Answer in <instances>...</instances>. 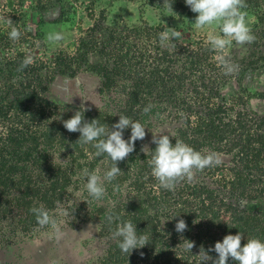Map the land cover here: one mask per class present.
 Listing matches in <instances>:
<instances>
[{
  "label": "trees",
  "instance_id": "trees-1",
  "mask_svg": "<svg viewBox=\"0 0 264 264\" xmlns=\"http://www.w3.org/2000/svg\"><path fill=\"white\" fill-rule=\"evenodd\" d=\"M16 1L20 10L30 9L31 20L51 7H59L61 16L63 10L69 12L62 6L65 0ZM148 1L173 20L193 15L185 0H173L174 13L162 7L163 0ZM24 2L33 7H23ZM245 3L242 11L257 29L253 36L264 39V12L260 10L264 0ZM82 22L88 29L92 25L88 19ZM101 23L100 41L90 37L80 40L74 59L57 58V70L48 71L22 67L27 57L17 49L19 45H10L9 27L1 23V29L7 31L0 32L7 53L3 56L0 53V126L4 129V137L0 136V247L16 238L29 239L47 228L38 225L31 209L44 205L52 212L58 202L65 203L75 185L87 182L84 169L89 173L99 170L98 174L103 176L111 167L107 154L96 156L92 144L76 143L80 134L63 127L62 121L73 115L60 114L58 106L43 98L51 79L69 75L67 70L73 62L77 67L86 65L100 81L104 109L85 111V120L98 119L100 124L111 127L118 122L119 115H124L144 125L146 134L167 133L173 144L179 139L197 151L209 149L218 153L219 158H227L215 164V169L223 164L227 178L218 180L214 188L211 181L182 180L173 191L162 188L156 192L157 196L148 191L146 195L150 198L142 204L145 176L150 172L152 177L148 163L152 153L148 149L141 151L145 139L137 141L135 151L117 165L121 174L111 182H104L106 194L100 205L96 201L87 208L86 214H96L100 221L103 249L97 264H200L195 256L200 247L205 251L214 248L226 235L239 232L244 237L242 246L251 238L264 242V113H250L248 95L226 96L223 92L240 73L258 69L259 60L264 66V57L249 61L250 58L235 59L230 55L235 67L226 72L211 46L202 40L198 45L194 43L196 49L183 51L178 43L162 45L160 33L146 23L131 28L102 27ZM37 24L41 21L37 20ZM183 29L178 31L182 34ZM184 41L189 42V38ZM12 48L17 53H11ZM257 97L264 100V93ZM149 107L145 113L144 109ZM40 123L44 124L41 128L34 127ZM130 134L131 129H126L124 139H129ZM149 149L154 150L155 145ZM77 170L82 172L80 177ZM205 170L210 175L213 166ZM217 200L226 220L222 228L218 225ZM69 206L74 217L79 218L76 212H83L85 205L78 207L71 202ZM148 208L151 213H146ZM108 215H112V222L108 221ZM179 219L187 224L182 234L175 231ZM197 219H203L205 226L196 223ZM127 221L136 226L138 236L148 237L145 247L131 253L122 252L111 238L117 225ZM216 222L220 234L210 229ZM181 237L195 242L192 253L175 246L182 243ZM209 255L217 256L215 252ZM228 264L238 262L229 260Z\"/></svg>",
  "mask_w": 264,
  "mask_h": 264
},
{
  "label": "rangeland",
  "instance_id": "rangeland-1",
  "mask_svg": "<svg viewBox=\"0 0 264 264\" xmlns=\"http://www.w3.org/2000/svg\"><path fill=\"white\" fill-rule=\"evenodd\" d=\"M149 2L148 0H137L136 2L133 0H65L62 6L65 9H69V12L65 13L63 10V16L59 13V7L56 6L45 9L42 12L40 11L34 15L36 16L35 20H31L30 15L32 13L30 9H22V12L16 0H0V17H10L15 22L14 26L20 32V40L11 42L10 39V45L11 43L12 45H19L20 47H17V49H20V52L23 51L22 53L27 57L25 60H31L28 67L36 69L37 71L57 70V58L61 60L67 57L74 59L80 40L90 37L93 40L96 39L95 41L97 42L100 41V22H102V27L112 25L117 28L142 27L146 23V26H154L155 31L159 33L166 26L170 28L178 27L176 29L177 31L184 28L180 38L167 42L169 46H175L178 43V47L183 51L196 49L197 46L195 48L194 43L198 45V41L200 40L204 44H209L208 36L213 31L219 34V29L215 25L203 29H196L192 24L195 21L196 13H193V15L187 18H174L175 20H173L168 15H164L161 10L153 7L152 2ZM22 6L28 8L33 7L29 2H24ZM260 10L264 12V7H261ZM21 13H24L23 17H21ZM101 16L103 18L102 21H100ZM82 19L92 21V25L89 27L91 30L84 26ZM37 20L41 21V24H37ZM246 23L251 28L253 35L257 29L252 25V19L246 17ZM258 27L262 29L261 26ZM4 30L1 29L0 23V32L6 33L11 28L9 27L7 31ZM57 33L62 35L63 39L61 41L48 40L49 34ZM184 38H189V42L184 41ZM5 48L6 43L0 40L1 55L7 53ZM17 49L12 48L11 53H17ZM212 52L217 55L213 49ZM227 52V59L232 64L233 61L229 58L230 55L235 59L245 57L247 59L250 58L248 59L249 61H253L259 56L264 57V39L257 38L252 43L244 45H238L233 42L227 49ZM88 55L90 54L86 55L87 58ZM58 66L61 67L60 65ZM69 66L70 68L67 70L69 75H56L51 79L47 84L48 89L43 98L58 106L60 108V114L69 117L75 111L80 109L83 111V108L90 109L88 111L92 113L103 110L102 104L104 101L100 95V81L98 77L91 73L88 67L86 68V65L77 67L75 62H73ZM258 67L254 71L248 70V72L244 71L240 73L232 82L223 88V92L226 96L237 93L244 97L248 95L249 98L247 101L251 107L249 110L250 113L262 114V112L264 113V100L257 97L259 93H264V66H262L261 60L258 62ZM62 69L65 70L64 65H62ZM39 73L43 75V72ZM41 125L43 126L44 124L40 123L34 127L41 128ZM3 133L4 129L0 126L1 137H4ZM153 133L146 134L143 146L147 145L149 148L152 145V135H157ZM220 159L225 161L227 158L220 157ZM222 165L217 166L216 169V165H213V171L210 175H208L205 169L197 172L195 177L193 176V180L197 182L201 180L211 181L210 186L214 188L218 180L224 177L227 178V176H224ZM76 173L78 177L82 174L79 170ZM145 177L144 184L146 183V185L143 186L142 191L143 198L145 199H143L142 204H146L145 202L150 198V196L148 197L146 195L148 191L149 193L151 191L150 195L157 196L156 192L162 189L159 187L158 181L154 177H150V172ZM83 183L75 185L70 196L65 199V203H59L51 212L58 220L62 221L59 235L47 226V228L34 233L29 239L21 241L19 238H16L9 244H3L0 247V264H97L100 258V252L103 249V242L100 240V221L97 220L96 214L88 216L86 212L88 211L87 208L98 200L93 197L90 199L91 196L87 194L86 197L83 196L87 192L85 188L87 182ZM190 191H187L186 194H189ZM134 193L131 190L130 194L134 195ZM139 193H136V196ZM184 198L186 196L182 200ZM71 202L78 207L82 204L85 205L82 207L83 212H76L79 218H75L71 213L69 209ZM98 202L100 205V200ZM215 205L219 207L218 200L215 202ZM58 206L66 209L69 215L62 216L58 214L56 212ZM146 213H151V208H148ZM216 213L219 227H225L226 220L223 215V209L219 207ZM196 223H201L202 226H205L203 219H197ZM210 229L219 233L217 222L216 225L211 224ZM1 232H3V229ZM175 246H178V244Z\"/></svg>",
  "mask_w": 264,
  "mask_h": 264
},
{
  "label": "clouds",
  "instance_id": "clouds-1",
  "mask_svg": "<svg viewBox=\"0 0 264 264\" xmlns=\"http://www.w3.org/2000/svg\"><path fill=\"white\" fill-rule=\"evenodd\" d=\"M173 0H163V6L173 12ZM186 6L193 13H196L195 21L192 23L196 29L217 26L219 34L215 31L208 36V42L211 48L217 53V59L225 68L226 72L234 70V65L227 59V49L233 42L238 45L250 44L255 37L252 35L251 28L246 23L245 0H185ZM174 13V12H173ZM0 23L10 27L8 33L10 39L18 40L19 30L14 26L10 17H0ZM181 33L175 28L167 27L159 34L161 44L170 42L173 39L180 38ZM62 35L49 34V41H61ZM31 63V60H24L22 67ZM90 109L83 108L75 111L70 119L63 120V127L70 133H79V139L76 143L92 144L96 149L95 155L101 156L107 154L111 161V167L103 176L97 171L91 173L84 169V175L87 177L85 188L88 194L96 200H101L106 194L104 182L113 181L121 174V169L117 166L119 162L124 161L131 153L135 151V143L143 141L146 137V128L139 121H133L129 117L119 115L117 123L111 127L100 124L98 119L91 121L85 120L84 113ZM149 108L144 112L148 113ZM53 118V117H52ZM61 119V117H60ZM131 129L129 139H124V131ZM166 133L152 135L151 143L155 149L151 150L147 145L142 146L141 151L148 149L152 153L151 160L148 161L151 167V175L158 181L159 187L173 191L179 181L184 179L191 180L195 172L203 171L205 168L218 164L219 154L209 149L195 150L182 140H175ZM113 206L115 202H112ZM59 205V202H58ZM31 211L35 214L38 225L41 228L45 226L60 234V224L58 220L44 205L34 207ZM56 212L62 216H68L69 213L63 207L56 209ZM112 222V215L107 217ZM118 219V217H117ZM187 230V224L184 219H179L175 224L177 233H184ZM111 238L117 241V245L122 252L131 253L135 249H140L148 244L146 235H137V228L131 222H121L112 232ZM244 237L238 232L235 235H226L222 242L217 241L214 248L205 251L201 246L199 254L200 264H228V261H236L238 264H264V242L257 238L248 239L241 245ZM182 243L178 246L184 251L192 253L195 247L194 241H189L181 237ZM210 252L217 254L216 258L209 255Z\"/></svg>",
  "mask_w": 264,
  "mask_h": 264
},
{
  "label": "built area",
  "instance_id": "built-area-1",
  "mask_svg": "<svg viewBox=\"0 0 264 264\" xmlns=\"http://www.w3.org/2000/svg\"><path fill=\"white\" fill-rule=\"evenodd\" d=\"M3 55H5V53H3ZM3 55H2V56H3ZM0 83H1V81H0ZM153 186H154V184H153Z\"/></svg>",
  "mask_w": 264,
  "mask_h": 264
}]
</instances>
